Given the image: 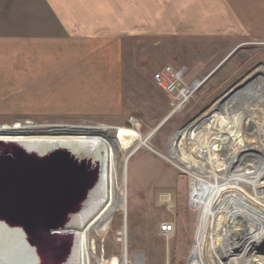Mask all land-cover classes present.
Listing matches in <instances>:
<instances>
[{"label":"rangeland","instance_id":"obj_1","mask_svg":"<svg viewBox=\"0 0 264 264\" xmlns=\"http://www.w3.org/2000/svg\"><path fill=\"white\" fill-rule=\"evenodd\" d=\"M133 2L136 11V0H129L130 7ZM256 2L264 7V0H144L143 31L129 37L124 51V86L118 105H92L80 114L55 113L56 108L49 109L53 113L25 114L19 99L0 100V130L52 131L56 126L70 125L79 131L106 132L114 138L123 127L138 131L147 140V146L136 143L128 152L116 150V208L108 213L104 230H91L88 234L95 243L92 264H123L126 256L129 264H194L195 252L204 246L201 220L211 191L203 181L205 176L211 186L222 190L217 189L218 196L214 198L217 234L221 216L226 215L225 221L237 216L235 208L230 207L232 200L228 202L226 197L247 203L256 212L264 209V203L247 198L242 192L253 197V182L261 179L264 185V155L254 150L233 171L231 159L223 155L235 145L237 149L264 142V21L256 22L258 13L253 18L247 10ZM219 16L225 21L221 24L220 20V26L212 23ZM250 22H255L253 28L248 25ZM166 65L184 67L186 84L203 81L184 109L174 114L169 95L153 79ZM208 116L207 126L197 139H185L181 152L172 149L173 138ZM257 131L262 137L255 135ZM223 133L232 136L214 144ZM161 153L198 178L176 167ZM127 154L131 155L128 162ZM34 155L32 161L41 163L44 155ZM215 162L225 165L218 168L213 165ZM214 176L218 178L214 180ZM237 176L241 183L232 179ZM241 209L243 228H256L263 234L264 227L257 224L254 212ZM165 222L174 223L170 236L161 232ZM233 230L225 237L228 240L230 235L228 247L231 237L234 240ZM216 232L206 238L213 259L207 248L204 251V261L211 260L212 264L220 263L215 254L221 250L214 239ZM124 235L127 255L120 240ZM260 256L264 257L262 246L245 254L238 264H250Z\"/></svg>","mask_w":264,"mask_h":264},{"label":"crops","instance_id":"obj_2","mask_svg":"<svg viewBox=\"0 0 264 264\" xmlns=\"http://www.w3.org/2000/svg\"><path fill=\"white\" fill-rule=\"evenodd\" d=\"M135 6L129 0H0V100L19 99L25 114L118 105L124 51L145 23L144 0ZM248 9L264 21L262 5ZM224 22L219 16L212 23Z\"/></svg>","mask_w":264,"mask_h":264},{"label":"bare ground","instance_id":"obj_3","mask_svg":"<svg viewBox=\"0 0 264 264\" xmlns=\"http://www.w3.org/2000/svg\"><path fill=\"white\" fill-rule=\"evenodd\" d=\"M199 85V82H196L194 83L193 88ZM185 104L186 103L180 105L177 108V111H181ZM208 119H210V116L205 117L197 123L185 128L176 138H173V145L171 143L172 149L175 148L181 152V150H183L182 146L184 145L183 142H185V139L187 141L197 139V136L199 137L202 128L207 126L205 121ZM203 122L204 124H202ZM13 130L14 129L0 130V165L7 161L15 162L17 164L16 168L19 171L18 173L21 176L27 175L30 178L37 177L38 179L44 177L46 178V183L49 185H52V183L56 180L59 181L58 174L60 172L72 176V181L68 184L72 185L73 188H78L77 194L82 195L75 211L70 214L67 221L68 228L74 234V243L70 259L68 262L63 264H92L91 258L95 253V243L93 239L88 238V234L91 230H104L106 228V225L104 224L108 213L112 209L116 208L113 181L116 150L120 149L123 152H128L136 143L145 145L147 140H145L138 131L123 127L117 130V136L114 138H109L108 135H106V132H92L90 130L79 131L77 126L70 125L56 126V128H53L52 131H49L48 129L41 131ZM231 134L223 133L221 138L218 139L220 141H215L214 144L222 143L228 140V138L232 136ZM255 135L259 138L262 137V133L260 131H257ZM262 140L264 141V139ZM238 144L240 143H237V145ZM211 150L216 151L214 149ZM254 150L260 151L261 154L264 155V142L257 143L253 146H241L237 149L235 145L233 149L225 151L223 155L231 159V163L229 162V165H232L231 170L233 171L239 167V164L243 162L245 158L252 155L251 152ZM36 153H41L42 156L44 155V158L40 155L37 156L38 158H43L42 160L40 159L41 163H35V161H32V158L36 157L34 155ZM214 155L218 156L220 154ZM130 156L131 155L129 154L125 156L126 162L129 161ZM161 156L189 175L198 178L196 173L188 171L187 168L181 166L165 153H161ZM198 158H200V155H198ZM213 165L218 168H222L225 164L222 165L219 162H215ZM249 166L252 167V165ZM247 168L248 166L244 170ZM207 178L208 177L206 176L203 177V181L210 186L211 191L204 208L203 218L201 220L202 229L204 230L203 236H205V238L202 239V241H204V246L202 247L201 245L200 252H195L193 257L195 261L194 264H212L211 260H208L207 262L204 261V251L206 248L209 253V258L213 257L211 254L212 251L206 247V238L210 237V234L212 236L218 230L215 229L217 210L215 208L216 201L214 199L218 196V192H216L218 187L211 186L209 182L206 181ZM213 178L215 180V178L217 179L218 177L214 176ZM232 179L236 181L239 180L240 183L242 182L241 178L238 176L233 177ZM62 182L63 180L61 183ZM230 182L232 183L231 180ZM261 182V179L253 182L255 188L253 197H250L246 191L242 192L247 198L257 200L258 203L260 202L262 204L264 203V185H262ZM61 183L58 185L63 184ZM240 183L236 182L232 184L238 185ZM91 194H93V199L91 198ZM226 198H228V202L232 200L230 207L235 208L234 212L237 213V216H234L232 219L228 218L226 221V215L221 216L220 222H218V226L220 225L219 233L217 234L216 232L217 236L214 238L215 242H218L216 246H221V250L219 252L218 250L217 252L215 251V254L218 255L215 256L218 258L217 260L220 261L219 264H238L245 257V254L251 250L261 246L264 248V244H262L264 233L260 234V231L256 230V228L252 230L251 227L249 229L246 227L243 228V217L242 214H240V212H242L241 208H243V210L246 209L247 212H254L255 219L258 220L257 224L261 227H264V209H262L261 212H256L251 210L247 203H241L239 200H235L234 197ZM92 202H94V204L89 209L85 208V205L87 206ZM245 212L246 211L243 213ZM235 228L242 229L243 237H241L238 242L232 240L231 237V247H228L230 235L228 240L225 237L227 233H230L231 230ZM121 232L124 233V231ZM125 254L127 255L128 253L125 252ZM127 259L128 258L126 256L123 264H128ZM259 261L264 264V257L260 256L258 261L253 259L250 264H252V262L254 264V262ZM116 263V261H113L111 264ZM27 264L39 263L27 262Z\"/></svg>","mask_w":264,"mask_h":264},{"label":"water","instance_id":"obj_4","mask_svg":"<svg viewBox=\"0 0 264 264\" xmlns=\"http://www.w3.org/2000/svg\"><path fill=\"white\" fill-rule=\"evenodd\" d=\"M16 165L12 161L0 165V264L68 262L74 234L67 221L82 194L68 184L72 181L68 174L60 172L59 181L49 185L44 177L21 176ZM232 234L239 241L242 229L235 228Z\"/></svg>","mask_w":264,"mask_h":264},{"label":"built area","instance_id":"obj_5","mask_svg":"<svg viewBox=\"0 0 264 264\" xmlns=\"http://www.w3.org/2000/svg\"><path fill=\"white\" fill-rule=\"evenodd\" d=\"M185 75H186V69L184 67L176 68L173 65H166L165 67H163L161 70L157 71L153 75L154 81L159 86H161L165 90V92L169 95V98L171 100L172 113L177 112V108L180 105L186 103L185 104L186 106L190 102L192 95L203 84V81L201 80H196L191 84H186ZM196 82H199L200 85L193 88V85ZM174 230H175V226L174 223L172 222H165L161 227V232L165 236H170L174 232ZM120 240L123 241L124 251L128 253L127 241H125L126 240L125 235ZM136 263L137 262H135L134 264Z\"/></svg>","mask_w":264,"mask_h":264}]
</instances>
